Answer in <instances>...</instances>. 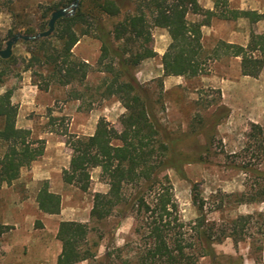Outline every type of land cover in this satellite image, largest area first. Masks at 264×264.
Instances as JSON below:
<instances>
[{
	"label": "trees",
	"instance_id": "trees-1",
	"mask_svg": "<svg viewBox=\"0 0 264 264\" xmlns=\"http://www.w3.org/2000/svg\"><path fill=\"white\" fill-rule=\"evenodd\" d=\"M138 1L141 4L136 6L134 13L115 24L111 31L104 28L99 16L91 14V24L86 23L87 16L80 3L71 16L56 21L50 36L18 42L29 55L22 61L23 72L29 71L32 78L37 75L44 77L45 89L49 84L84 86L92 67L87 62L74 59L72 48L79 36L90 34L89 29H78L87 24V28H92L93 37L101 44L96 66L104 75L93 90L102 98H115L124 109L119 118V131L105 119H100L92 135L70 143L71 157L68 169L62 172V180L85 192L89 185V170L99 168L100 178L108 190L93 195L90 221L102 223L114 217L117 218L116 229L123 219L131 217L133 224L129 235L121 247L111 244L103 260L96 261L99 244L90 239L89 225L61 221L56 232L61 245L56 264L83 261L89 264H199L202 258H207L209 264H242L241 256L228 257L226 263L219 261L214 245L228 238L234 245L248 239L250 253L257 261L259 257L255 254L261 251L257 244L260 239L253 235L264 237V210L231 219L221 218L217 222L209 220L207 213H222L239 205L264 204V171L253 163V160L260 161L264 157V128L258 124L250 125L246 138L252 141L256 153L237 164L232 163L247 178L244 190L222 194L217 201L208 202L192 187L191 201L197 216L185 223L181 220L166 171L171 169L183 176L182 165L202 160L192 161L180 154L175 147L178 140L160 130L147 109L146 93L132 71L141 61L155 56L149 47V25L165 29L171 39L161 57L162 75L187 79L205 73L200 42L202 24L188 22V13H204L209 18L216 16L223 20L243 18L249 25L264 20V14L250 10H225L216 14L219 2L214 4V11H204L197 0ZM93 3L100 16L119 15L115 0H94ZM220 3L223 4L224 0ZM49 17L45 25L38 27L39 33L47 29ZM35 33L32 29L25 31V35ZM9 36H13L12 32ZM140 40L143 43L140 51L132 52L127 48ZM115 41L121 42V47H114ZM219 50H223L226 56L239 58L241 76L257 78L264 69V33L250 29L245 46L219 42L212 51L213 59L219 58ZM16 64L17 59L12 54L8 59L0 58V87L12 75V67ZM36 67L47 73L43 76L35 70ZM71 94L74 100L83 96L75 91ZM11 95V89L0 94V187L17 180L21 170L38 160L44 150L42 139L33 138L28 129L16 127L17 107L11 102ZM35 202L41 213L57 215L60 212V198L48 191L46 182L38 190ZM112 238L113 233L109 239Z\"/></svg>",
	"mask_w": 264,
	"mask_h": 264
},
{
	"label": "rangeland",
	"instance_id": "rangeland-1",
	"mask_svg": "<svg viewBox=\"0 0 264 264\" xmlns=\"http://www.w3.org/2000/svg\"><path fill=\"white\" fill-rule=\"evenodd\" d=\"M93 1L78 0L83 13L88 17L85 18L86 23L91 24V14L99 16L107 31H111L113 26L127 15H132L136 6L141 4L138 0H115L120 9L119 15L107 17L97 14ZM244 2V10L264 13V0ZM70 3L71 0H0L2 48L11 38L9 32H12V35H25L27 29H32L37 34L38 27L45 25L53 11L68 7ZM186 20L211 26L208 30L211 31L210 34L203 38V75L187 79L180 77L177 84L166 88L161 57L167 50L163 51L169 35L165 29L149 24V47L155 56L141 61L132 73L146 93L147 109L157 121L160 130L170 138L178 140L175 147L180 154L192 161L199 158L202 160L182 165L183 176L171 169L166 171L181 220L188 223L197 216L191 201L192 187L197 189L199 197L208 202L217 201L222 194L244 190L247 178L244 173L235 169L232 163L237 164L256 153L252 141L248 140L246 135L251 124L264 128V69L257 78L241 76L239 58L226 56L223 50L217 52V59H213L211 54L218 43L225 42L223 39L234 30L243 31V42L246 44L250 29L255 33H264V22L253 25L242 20L225 22L218 18H209L204 13L189 14ZM87 26L83 24L78 29H89L90 34L79 36L78 42L72 48L74 59L87 62L92 67L84 86L73 84L61 87L49 84L45 89L44 77L37 75L32 78L31 73L26 71L33 87L28 85L27 80L26 92L31 99L26 104L27 108L22 110L20 121L30 122L32 137L44 141V150L38 160L21 170L17 180L8 186L0 187V264H56L61 250L56 232L61 221L89 225L90 239L98 241L99 244L96 261L103 260L111 244L121 247L132 227L131 217L123 219L116 229L114 227L117 218L114 217L102 223L90 221L93 195L106 193L108 190L107 184L100 178L99 168L89 170V185L85 192L74 185L65 184L62 180V172L71 156L70 143L92 135L100 119H105L119 131V118L124 113L115 98H102L100 93L93 90L100 84L104 75L98 72L96 66L101 44L93 37L92 28ZM142 45L140 40L127 48L137 52L141 50ZM114 47H121V42L115 41ZM12 55L17 59V64L12 67V75L7 78L0 91L11 89L17 98L23 78L22 61L29 55L20 43L12 47ZM35 70L43 76L47 73L37 67ZM74 91L83 94L80 100L72 99L71 93ZM16 98L14 101H19ZM15 102L13 104L18 109ZM253 161L264 171V157L260 161ZM33 165H36L37 175L40 174L41 168L49 171L46 176L48 180H43V175L34 179ZM44 182L47 183L48 190L60 198L58 215H45L37 210L35 198ZM263 210L262 203L239 205L222 213H207V218L217 222L221 218L231 219ZM111 233L112 240L109 239ZM253 237L260 239L257 244L261 251L255 254L259 260L256 261L250 253L248 239L234 245L228 238L214 245L219 261L226 263L228 257L241 256L242 264H264V237L261 238L258 234ZM77 264L89 263L83 261ZM199 264H209V261L202 258Z\"/></svg>",
	"mask_w": 264,
	"mask_h": 264
},
{
	"label": "crops",
	"instance_id": "crops-1",
	"mask_svg": "<svg viewBox=\"0 0 264 264\" xmlns=\"http://www.w3.org/2000/svg\"><path fill=\"white\" fill-rule=\"evenodd\" d=\"M216 2L217 1H215V0H197L198 5L203 10H206V11L207 10L208 11H214V4ZM247 2H248V0H247ZM245 5L246 4H245L244 0H237V1H235V0H224V3L223 4H221L219 2V5H218L217 9H215V13L216 14H219L220 12L225 11V10H238V11H243ZM250 11H254V10H250ZM257 13L264 14V13H260V12H257ZM189 14H191V13H188L186 15V18L188 17ZM192 15H194V14H192ZM212 18H217V17L214 16ZM218 19H220V18H218ZM221 20H223V19H221ZM238 20L246 21L248 23V21L246 19H243V18H238L236 20H224V21L226 22V21H238ZM262 22H264V20H260V21H258L255 24L262 23ZM209 27L211 28V26H208V25H202L200 27V31H201V40H200V42L202 44V47H203V38L206 35L210 34V32H211V31L208 32ZM242 33H243L242 30H234V31L230 32V34L227 35V38H224L223 40L225 41V43H228V44H235V45H239V46H245L246 44H244V42H243V34ZM170 43H171V39L169 37L167 39L166 46H165V48H164L163 51H165L168 48V46H169ZM245 43H247V42H245ZM233 58H238V57H233ZM21 75L23 76L22 83H21L22 84L21 85V88L19 89L17 98H16V94H12L11 95V102L14 103L15 102L14 101L15 98L19 100V101H16L15 102V104H18L17 117H16V127L17 128H21V129H28L29 130V129H31L30 122L28 120H23V122H22V120L20 121V119H21V112H22V110L25 109V108H27L26 107V104H28L29 103L28 101L31 99V96L26 92V89H27L26 82H27V80H28V85H31L29 83L30 76L28 75L27 72H23ZM163 77H164L163 78L164 79V85H165L166 88H167V86H171V85L177 84L176 82H177L178 78H180L178 76H163ZM1 88L2 87H0V89ZM4 92L5 91H0V94H2ZM69 161H70V158L67 161V166L64 167L65 170L68 169ZM32 172H33V178L34 179L39 178V175H43L44 176L43 177L44 178L43 180H45V181L48 180V178L46 176H47V174H48L49 171L43 170L41 168L40 171H39L40 174L37 175L36 165H33ZM50 193H53V192H50ZM39 213H41V212L39 211ZM42 214H44V213H42ZM45 215H48V214H45Z\"/></svg>",
	"mask_w": 264,
	"mask_h": 264
},
{
	"label": "water",
	"instance_id": "water-1",
	"mask_svg": "<svg viewBox=\"0 0 264 264\" xmlns=\"http://www.w3.org/2000/svg\"><path fill=\"white\" fill-rule=\"evenodd\" d=\"M77 7L78 0H71V3L68 7L60 8L53 11L50 14L49 20L47 22V29L43 32L37 33L33 36L21 35L19 33L14 34L10 39H8L4 43V48L0 49V58L8 59L12 54V47L16 45L19 41L28 42L50 36L54 30L56 21L60 18L71 16L75 12Z\"/></svg>",
	"mask_w": 264,
	"mask_h": 264
}]
</instances>
